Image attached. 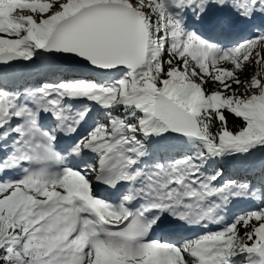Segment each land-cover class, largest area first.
Returning <instances> with one entry per match:
<instances>
[{"label":"snow or ice","instance_id":"snow-or-ice-1","mask_svg":"<svg viewBox=\"0 0 264 264\" xmlns=\"http://www.w3.org/2000/svg\"><path fill=\"white\" fill-rule=\"evenodd\" d=\"M236 25L254 31L218 38ZM18 62L0 264H264V0H0V64Z\"/></svg>","mask_w":264,"mask_h":264},{"label":"trees","instance_id":"trees-1","mask_svg":"<svg viewBox=\"0 0 264 264\" xmlns=\"http://www.w3.org/2000/svg\"><path fill=\"white\" fill-rule=\"evenodd\" d=\"M252 69L249 68L248 71H251ZM229 121L232 127H239L241 124V121L235 117L229 116ZM221 164L224 165L226 168L228 174H240V175H251V171L247 170L246 166L241 167L239 160H231L226 159L223 161H220ZM228 165V167H226ZM256 172L259 171L258 167L255 169ZM258 180V179H257Z\"/></svg>","mask_w":264,"mask_h":264},{"label":"rangeland","instance_id":"rangeland-1","mask_svg":"<svg viewBox=\"0 0 264 264\" xmlns=\"http://www.w3.org/2000/svg\"><path fill=\"white\" fill-rule=\"evenodd\" d=\"M34 66V68H35V65H33ZM34 68H32L31 70H33ZM69 68V70H70V72L69 73H67V75H69V76H72V75H81V72L79 71V69H75V72H73V69L71 68V67H68ZM69 70H67V71H69ZM252 71V70H251ZM18 73H21V72H18ZM259 157L257 156V159H258ZM228 165H226V167H227ZM256 203V202H255ZM257 204V203H256Z\"/></svg>","mask_w":264,"mask_h":264},{"label":"water","instance_id":"water-1","mask_svg":"<svg viewBox=\"0 0 264 264\" xmlns=\"http://www.w3.org/2000/svg\"><path fill=\"white\" fill-rule=\"evenodd\" d=\"M72 63H75V62H72ZM77 67H81V66H78V65H76ZM81 68H83V67H81Z\"/></svg>","mask_w":264,"mask_h":264}]
</instances>
